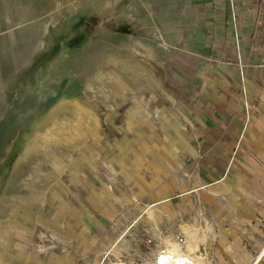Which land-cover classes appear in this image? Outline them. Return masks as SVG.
I'll return each instance as SVG.
<instances>
[{
	"label": "rangeland",
	"instance_id": "rangeland-1",
	"mask_svg": "<svg viewBox=\"0 0 264 264\" xmlns=\"http://www.w3.org/2000/svg\"><path fill=\"white\" fill-rule=\"evenodd\" d=\"M107 1L0 0V118L22 93L42 86L44 80L62 78L67 83L64 98L43 112L19 150L3 152L0 157V212L4 211L0 219L6 220L10 202L28 194L20 183L30 167L24 169L22 162L31 164L38 157L31 150L40 131L62 116L75 120L81 115L87 120L86 109L101 121L97 136L85 121L82 146L74 152L76 167L58 153L68 176L55 214L42 211L43 224L32 229L24 209L13 212L24 231L21 236L14 233V247L2 249L3 257L10 261L12 253L22 251L28 257L24 264H65L67 250L75 249L94 264H156L162 248L183 237L184 251L195 248V256L209 264H235L230 252L246 264L258 258L257 264H264V138H254L252 131L248 140L260 151L254 166L237 174L230 186L199 188L180 183L177 167L173 168L161 147L166 137L180 134L186 120L183 109L168 101L162 84H166V68H158L121 45L133 42L142 50L152 41L168 43L148 18L134 16L130 0H122L120 6L118 0H111V9L115 3L117 7L102 15L100 9ZM73 2L77 10L69 7ZM24 11L27 21L22 18ZM259 17L262 31L264 12ZM48 20L51 24L43 36L42 23ZM42 36V47L31 65L19 70ZM127 54L135 73L109 65L110 59L120 60ZM91 60L92 69L81 77L79 71ZM113 71L128 93L110 109L101 91H88L87 83L110 92ZM130 107H135L132 122L126 116ZM107 114L111 121L105 120ZM82 154L88 159L82 160ZM90 180L96 182L102 202L113 211V223L103 232H88L78 211L82 187ZM168 182L171 196L160 189ZM158 189L160 199L153 197Z\"/></svg>",
	"mask_w": 264,
	"mask_h": 264
},
{
	"label": "crops",
	"instance_id": "crops-1",
	"mask_svg": "<svg viewBox=\"0 0 264 264\" xmlns=\"http://www.w3.org/2000/svg\"><path fill=\"white\" fill-rule=\"evenodd\" d=\"M130 4L134 16L148 18L168 43L152 41L144 49L154 55V65L166 68L162 84L173 99L168 101L177 103L186 118L180 134L166 137L161 146L177 167L178 181L199 188L230 186L237 174L254 166L260 150L248 140L252 131L254 138H264V32L258 27L264 0ZM169 185L160 189L171 196ZM160 189L153 197L160 199ZM100 194L93 180L82 187L78 211L88 232H103L113 223V211ZM64 262L94 264L75 249L67 250Z\"/></svg>",
	"mask_w": 264,
	"mask_h": 264
},
{
	"label": "bare ground",
	"instance_id": "bare-ground-1",
	"mask_svg": "<svg viewBox=\"0 0 264 264\" xmlns=\"http://www.w3.org/2000/svg\"><path fill=\"white\" fill-rule=\"evenodd\" d=\"M70 8L77 10L76 3L73 2L69 5ZM111 11V0H108L104 3L100 9V13L104 16L108 15ZM23 20L27 21L25 16V11L22 14ZM51 24V21H43L42 23V34L48 31V28ZM43 36L39 39L37 47L34 49L32 54L24 64L19 68L22 70L31 65L33 56L36 55L43 44ZM122 47L129 52L141 54L147 59L154 60V55L146 49H138L132 43L122 42ZM109 65L113 67L122 66L125 72L135 73V68H132L131 56L127 54L120 60L110 59ZM93 62L92 60L85 64V67L79 71L81 77H84L92 69ZM115 78L112 80V93L106 91L105 87L96 88L95 84L92 82L87 83V90L96 93L97 90L101 91L105 101V105L110 109H115L118 106V100L126 99L128 90L120 78V75L117 71H113ZM138 81V78H136ZM140 80V79H139ZM142 87L139 84L138 90H141ZM170 100H173L172 97L167 95ZM113 100L114 104H111ZM87 115V120L84 119L81 115L77 119L71 120L65 116L58 118L56 121H53L48 125L44 130L40 131L38 134V139L35 141L32 148V152L35 153L38 157L34 159L31 164H28V161L24 160L22 162V167H30V171L27 175L21 180L20 187L23 190H27L28 194L18 196L16 202H10L9 213L5 221L0 219V264H24L27 262L28 257L22 251H16L10 255V261L3 257L1 250H11L14 247L13 236L14 233L21 236V233L24 231V228L14 220L13 212L17 209H24L27 215V224L29 228H34L36 224H43L41 217L42 211H46V214L52 216L58 210L57 202L62 199L61 192L67 188V185L64 183V178L68 176V169L66 165L59 159L58 153L65 159L68 164L76 167L74 152L79 151L82 146L83 138L86 134V128L84 126L85 121H89L92 127V134L97 136L99 135V130L101 127V121L99 116L90 109L85 110ZM154 112H156L154 110ZM135 113V107H130L127 109L126 116L128 122H132V118ZM157 113V112H156ZM106 121H111V117L107 114L105 116ZM120 147V146H119ZM82 160L88 159L85 154L81 156ZM86 166L83 165L81 169H84ZM0 213H4L1 211ZM41 218V219H40ZM169 246V245H168ZM171 249L168 254H174L171 257L179 256L176 259H166L162 264H209L205 259L195 256L196 249L193 247H188L185 251L178 244H170ZM165 257V256H163ZM230 258L235 260V264H246L245 260L241 257L239 259L234 257V254L230 252ZM259 259H255L252 264H257ZM158 261V260H157ZM157 264V262H156Z\"/></svg>",
	"mask_w": 264,
	"mask_h": 264
},
{
	"label": "flooded vegetation",
	"instance_id": "flooded-vegetation-1",
	"mask_svg": "<svg viewBox=\"0 0 264 264\" xmlns=\"http://www.w3.org/2000/svg\"><path fill=\"white\" fill-rule=\"evenodd\" d=\"M44 83L22 93L0 118V157L3 152L19 150L40 123L43 112L64 98L67 83L62 78H50Z\"/></svg>",
	"mask_w": 264,
	"mask_h": 264
},
{
	"label": "built area",
	"instance_id": "built-area-1",
	"mask_svg": "<svg viewBox=\"0 0 264 264\" xmlns=\"http://www.w3.org/2000/svg\"><path fill=\"white\" fill-rule=\"evenodd\" d=\"M262 31L264 32V28H262ZM178 241H177V243H175V244H178L179 246H181L182 248H183V244H181L182 243V240H183V237H180V238H178L177 239ZM170 244H173V243H169V244H167L165 247H163L162 248V250L160 251V254H159V256H158V258H157V260H156V262H157V264H162V263H164L165 262V260L166 259H176L177 257H179V256H175V257H171L170 258V256L172 255H174V254H168V252L170 251V249H171V246H170ZM181 244V245H180ZM169 245V246H168ZM163 256H165V257H163Z\"/></svg>",
	"mask_w": 264,
	"mask_h": 264
}]
</instances>
